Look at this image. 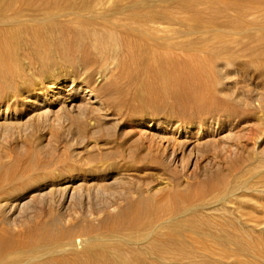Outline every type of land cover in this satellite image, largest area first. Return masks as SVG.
Returning a JSON list of instances; mask_svg holds the SVG:
<instances>
[{
	"label": "rangeland",
	"instance_id": "obj_1",
	"mask_svg": "<svg viewBox=\"0 0 264 264\" xmlns=\"http://www.w3.org/2000/svg\"><path fill=\"white\" fill-rule=\"evenodd\" d=\"M79 1L0 0V24L13 19L0 27V43L11 35L16 48L3 54L0 45V264H117L116 253L146 263L148 241L175 231L141 240L128 218L136 202L166 201L152 211L163 221L188 207L210 211L221 197L230 207L264 201V0ZM64 11L74 14L58 17ZM103 13L147 34L153 27L179 60L199 65L200 86L176 83L156 62L138 65L115 35L94 51L100 41L82 31L102 26L89 16ZM120 26L111 32L149 39ZM257 229L264 242V222ZM168 256L158 264H187ZM189 263L240 264L233 256Z\"/></svg>",
	"mask_w": 264,
	"mask_h": 264
},
{
	"label": "bare ground",
	"instance_id": "obj_2",
	"mask_svg": "<svg viewBox=\"0 0 264 264\" xmlns=\"http://www.w3.org/2000/svg\"><path fill=\"white\" fill-rule=\"evenodd\" d=\"M24 1L27 3V5L29 3H35V4H38L37 6H39V4H44L45 5V4H49V3H52V2H57V0H24ZM59 1H61V0H59ZM71 1H73V0H71ZM95 1H97V0H95ZM98 1H100V0H98ZM101 1H103V0H101ZM106 1H108V0H106ZM67 2H68V0H67ZM69 2H70V0H69ZM86 2H87V0H86ZM100 4H101V2H100ZM100 4H98L99 7H100ZM23 5L25 6V4H23ZM123 5H122V7H123ZM30 6H31V4H30ZM37 6H35V7H37ZM58 6H60V5H58ZM25 7H27V6H25ZM61 7H62V5H61ZM74 7H76V6H74ZM88 7H90V6H88ZM101 7L103 8V6H101ZM128 7H129V5H128ZM11 8H13V7H11ZM23 8H21V9H23ZM97 8H98V6H97ZM104 9H105V7H104ZM104 9H102V10H104ZM130 10L128 9V11H130ZM138 10H139V8H138ZM83 11L84 10H82V12ZM23 12L25 14V11H23ZM66 12L67 11H64V13H66ZM75 12H77V11H75ZM90 12H91V10H90ZM14 13H16V12H14ZM42 13H40V14H42ZM61 13H60V15H58L59 13L57 14L58 17L60 16V17H63L65 19H69L74 14V13H71V12H68L66 14H63V13L61 14ZM113 13L112 14L111 13H103V14H99V15L98 14H94V15L89 16V17H94V18H98L99 20H102L104 22V24L101 26V23H99L100 22L99 21L98 22L99 23L98 24L99 25L98 26L99 28L95 25L97 28H94V27L91 28L90 27V29L89 28H85V29H83V31L81 30L82 33H83V35L86 38L89 39V38L95 36L100 41V43L98 45H92L91 46V48L94 51H97V52H100L101 51L102 52L105 49H107V47H109V44L107 42L108 41V38H110L113 35H115L116 38L119 39L120 42H122L121 44L124 47L123 49L126 50V51H128V53L131 56V58L134 60V62L136 61L137 64L139 62L140 64L144 65L146 67V69L149 70L150 68H152L151 66H153V65H151L152 62H156V64H158V66L161 68L162 75L167 76V77H169V76L175 77L176 83L183 84L185 82L192 81L193 84H196V85L198 84V86H200V83L197 80V73L199 72V69L198 68H200V67H198L199 65L196 67L193 63H191L189 61V59H188V61L187 60H182V61L179 60L178 59V54L179 53L178 54L176 53L177 51H175L176 49L174 50V46L171 44V42H169L170 40H165L163 42L162 41H159V38L156 37V33H155L156 31L154 30L153 27H152L153 30L150 31L147 34L145 31L141 30V29H143L142 27H140L141 29H138V30H135L134 29L133 30V28H130V27H127V26L124 27V25L122 23H120L121 26H120L119 23L116 25V23L114 22V20H112L113 18H117V17H115L116 12H115V14H113ZM43 14H45V13H43ZM37 16H39V15H37ZM49 16L50 17L51 16L53 17L54 15L51 14ZM82 16H84V15H82ZM42 17H45V16H42ZM86 17H87V15H86ZM38 18L37 19L36 18H32V16H31V19L29 18L28 20H30V21H37L38 22V20H39ZM25 19H23V20H25ZM55 19L56 18H54V20ZM12 20L13 19H8L6 21L2 20L1 21V24L2 25L0 24L1 25L0 27L2 28V26H5L4 23L11 22ZM50 20H52V18L51 19H48V17H47V20H46L47 23ZM88 20H89V18H88ZM141 21H142V19H141ZM50 22H52V21H50ZM124 22H125V20H124ZM15 23H17V22H14V24ZM52 23H56V22H52ZM62 23L63 22H61V24ZM74 23H75V21H74ZM19 24H20V22H19ZM69 24H71V22H69ZM83 25H85V24H83ZM87 25H88V23H86V26ZM147 25H149V24H147ZM89 26H90V24H89ZM115 26H120L121 28H124L128 32H135V33L140 34V35H145L146 37L148 36L147 38H149V39H148L147 42L146 41L143 42L140 39H133L130 36H126V34H124V32H123V34H122V32L121 33H114L113 34V32H111V30L112 29L114 30ZM75 27H74V29H76ZM15 28H16V26H15ZM145 29H147V27ZM26 30H27V28H26ZM35 31H36V33H35ZM54 31H56V30H54ZM117 31L118 30H116V32ZM26 32H28V31H26ZM45 32H47V31H45ZM65 32H68V31H65ZM74 32H76V31H74ZM0 33H5V30H0ZM50 33L51 32H49L47 34H50ZM140 35H138V36H140ZM41 36H43V35H41ZM51 36L46 37V41L44 39V41H45L44 47L46 48L47 53H53L54 51H56L57 46H58V45L57 46L54 45L55 44V41H54V44H51L49 42L50 41V38L49 37H51ZM59 36H61V35H59ZM134 37L137 38V36H134ZM10 38H12L11 35L10 36H5L3 38L4 41H2L0 43V45L2 46V53L3 54L5 52L7 53V51H9V49H11L10 46H13L9 42V40H11ZM30 38L33 41V46L34 47H37L39 45V42H40L37 39L38 38L37 37V30L32 31V37H30ZM26 39L28 40V38H26ZM60 40H62V39L60 38ZM63 41H64V38H63ZM14 42H15V44L17 43L16 41H14ZM29 43H31V42H29ZM118 44H120V43H118ZM34 49H36V48H34ZM109 49H111V48H109ZM14 50H16L15 47H14ZM190 52H191V50H190ZM158 54H161V56H158ZM108 55H111V54H108ZM101 57H103V56H101ZM102 59H104V58H102ZM102 62H107V61H102ZM130 62H131V60H130ZM199 62H201V61H199ZM140 64H138V65H140ZM197 64H200V63H197ZM109 65H110V63H109ZM125 65L126 64H124V66ZM135 66H136V64H135ZM207 66H209V65H207ZM117 68H118V66H117ZM132 71H133V69H132ZM155 71H158V70H155ZM149 80H151V79H149ZM162 88H160V89H162ZM84 91H85V93H89V95H92V92H90V90L86 89ZM89 101L90 102H93L92 100H89ZM225 198H227V197H225ZM221 199L222 200L218 204V206L214 207L210 211H207V212L192 211L191 207H188V208L183 209L182 212H179V213L170 212L169 216H166L163 221H161V218H158V216H156L157 214L154 215L155 213H152V211L157 210L159 207L163 206L164 204L168 207V203H166V201H164L162 203L161 202L160 203H153L152 201L144 200V199H142V200H140L138 202L135 201L136 203L132 206V210L129 213V215L127 213L126 214L129 216L128 218H129V221H130L132 227H136V228L137 227L138 228L141 227L140 229L145 233V234L142 235V239L141 240H143L145 237H148L151 233L157 231L158 229L168 228V229H172L173 231H175V234H166V233H160V232L156 233L150 239V241H148V247H147L148 250L150 249L149 251L147 250L148 253H150L151 251L154 253V256H152L154 258H152L151 261H149V262H146V263L145 262H142V263L140 262L138 264H158L157 261H158V258L160 256L167 257L168 255H170L168 257H172L173 260H174V258H177V257H180L181 256L183 259H187V260H185L187 264H191L189 262L191 260H193V258H196V257H199L202 260H206V259L212 258V257L213 258H226V257H229V256H233L234 259H235V262L236 263H240V264H259V259H262L260 261H264V242L261 241L262 239L257 242V239H260L259 238V235L260 234H259V231H257L258 230L257 228H258L259 225H261L262 222H264V218H262V217H264V201H260L258 198H253V199H241V198H239V199H237V201L231 202V203H233L232 204L233 206L230 207V206L227 205V202L228 203L230 202L229 200L224 199V197L223 198L221 197ZM201 206H203V205H201ZM166 223H169V226L166 225ZM129 227H130V225H129ZM261 230H264V229H261ZM229 245L233 246V248H231V250H229ZM89 251H91L90 248L87 249V252L88 253H89ZM94 253H95L96 256H98V258L100 257L99 255H102L100 252H98V253L97 252H94ZM81 259H83V258H81L79 256H75L73 260L78 261V260H81ZM113 259L116 261L117 264H137V263H134L133 260H126V259L122 258L117 253L113 255ZM79 262H78L79 264H85L86 260H85V262L84 261L83 262L82 261H79Z\"/></svg>",
	"mask_w": 264,
	"mask_h": 264
},
{
	"label": "clouds",
	"instance_id": "obj_3",
	"mask_svg": "<svg viewBox=\"0 0 264 264\" xmlns=\"http://www.w3.org/2000/svg\"><path fill=\"white\" fill-rule=\"evenodd\" d=\"M228 67V66H227ZM224 71H226V69H223Z\"/></svg>",
	"mask_w": 264,
	"mask_h": 264
}]
</instances>
